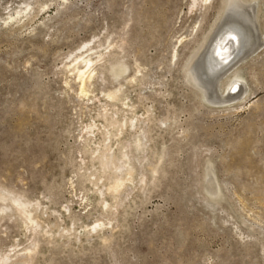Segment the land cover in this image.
<instances>
[{"label": "rangeland", "instance_id": "rangeland-1", "mask_svg": "<svg viewBox=\"0 0 264 264\" xmlns=\"http://www.w3.org/2000/svg\"><path fill=\"white\" fill-rule=\"evenodd\" d=\"M193 1L0 0V193L30 211L0 198V263L264 264V0H242L261 46L216 93L244 92L215 104L188 75L225 0Z\"/></svg>", "mask_w": 264, "mask_h": 264}, {"label": "bare ground", "instance_id": "bare-ground-1", "mask_svg": "<svg viewBox=\"0 0 264 264\" xmlns=\"http://www.w3.org/2000/svg\"><path fill=\"white\" fill-rule=\"evenodd\" d=\"M195 1H193V4L195 3ZM201 1L203 4H207V2H208V0H201ZM26 3H27V5H29L28 2H26ZM205 6L206 5H204V7ZM253 9L254 8L252 5H248L247 2H244L242 0H225L224 5H223V13H222L221 17L219 18L218 23L214 26L215 28L211 32L210 39L206 40V43L197 52V54H195V56L192 59V62L189 65V70H190L189 75H188L189 80L192 83H194L196 86H198V88H200V90L204 93V95L206 96V98L209 102H212L214 104L215 103L232 102V101L240 98L244 92L243 89L240 88L241 86L240 87L238 86L239 80H240L239 79L236 81L235 84L232 85V87L230 88V91L227 93V95L229 94L228 98H226L225 100L219 101L218 95L216 93L217 92V86L219 85V81L221 80V78L224 75H226L228 72H230L233 68H235L236 65L240 61L244 60L245 58L249 57L254 52H256L257 49L261 46L260 38L258 36V31H257V28L255 26V21L253 18ZM93 49H94V46L86 48L84 53H82L78 57L76 56V58L74 59L73 69H74V71L76 70V77L79 79V82L81 85L80 87L82 88V91H84L85 84H87L86 82L90 81L94 77V71H95L94 64L97 63L96 61L98 60L96 58H100L103 55V53L93 51L94 53H97V55L94 58L91 57L90 54H87L86 57L83 56V54L85 55V52H87V51L89 52V50H93ZM105 49L107 50V48H105ZM108 52H110V51H108ZM104 56H105V53H104ZM80 58H81V60L78 61ZM101 60H99V62ZM110 62H111V60H110ZM124 70H125L124 66L120 65L119 63L116 64V62H115V63L111 64V72L114 75H119L122 72L125 73ZM129 80H131V79H129ZM234 87H237V88H234ZM236 89H237L238 93H236V92L233 93V90H236ZM117 94H118V92L115 93V92L109 91V93H107L106 96H107V99H109L111 101H113V100L116 101V99L118 98ZM126 100H128V99H126ZM112 121H114V122H112ZM115 121H117V120L114 119V120L110 121V122H112V124H114L113 127L116 126ZM130 122H131V120L129 121V124H130ZM112 124L110 123L109 125H112ZM127 125H128V123H127ZM91 127H90V129H91ZM118 127H121V126L118 124ZM90 129H89V131H90ZM88 134H89V132H88ZM135 145L136 146L140 145L139 140L135 141ZM140 146H142V142H141ZM138 149L139 148L137 147V150ZM104 150H105V148L102 150L103 152L101 151L100 164H101V166H103V168H105V167L107 168L109 166H111V168H112V166H113L112 164L116 162L115 160H117V158H115V160H114V155L107 153L108 151H110L109 147H108V151H106L107 149L105 150L106 153H104ZM122 152H120V153H122ZM124 155H125V152H124ZM120 160H121V158H120ZM126 161H127V158H126ZM121 162H122V160H121ZM129 162H130V160H129ZM119 165H121V164L119 163ZM122 165H123V162H122ZM124 165H126V163ZM121 166H119V167H121ZM127 166H128V168L126 169V171H124V172L120 171L123 174H125L124 177L120 178L121 177L120 176L119 178H114L115 180L112 179L113 183L110 186H108L112 192L118 193L117 191L121 188V186L124 185V183H126V181L130 182L131 172H132L131 170L133 169V167L130 168L129 165H127ZM124 167L125 166H122V168H124ZM119 169H121V168H119ZM117 171H118V169H117ZM122 173H120V174H122ZM115 176H116V174H115ZM126 186H128V185H126ZM110 190H108V192ZM120 192H122V191H120ZM3 194H2V192L0 193L1 200L7 199L9 204L13 205L14 210L16 208L17 210H19L18 211L19 213L21 212L24 215L26 214L27 216H29L30 211L27 210L28 208L26 209V204L29 205V203H26V202L20 200L21 198L19 199L17 196L16 197L15 196H10V197L8 196L9 198H7V195H3ZM113 197L116 199L115 196H113ZM2 209L5 210V208H2ZM7 209H8V207H7ZM0 212H1V209H0ZM19 213H17V214L19 215ZM22 218H23V216H22ZM25 219H27V218H25ZM31 219H33V220H31ZM31 219H30L31 221L29 220V223L34 221V218H31ZM33 224H35V223H33ZM96 226H98L99 229H101L104 227V224L101 223V224H97ZM95 227H93V228H95ZM93 228H91V229H93ZM35 247H34V249H35ZM32 249H30V251ZM28 250L26 252H28ZM30 253H33V252H29V254ZM10 258H13V257H10ZM24 258L22 260H25ZM28 258L26 257L27 261H28ZM9 260H12V259H9ZM1 261H3V259ZM3 262L6 263L7 260L6 261L4 260ZM0 264H2V263H0Z\"/></svg>", "mask_w": 264, "mask_h": 264}]
</instances>
